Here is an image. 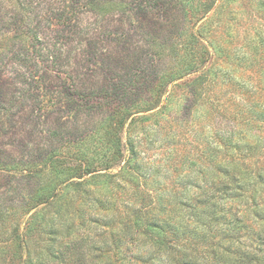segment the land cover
Returning <instances> with one entry per match:
<instances>
[{
    "label": "rangeland",
    "instance_id": "rangeland-1",
    "mask_svg": "<svg viewBox=\"0 0 264 264\" xmlns=\"http://www.w3.org/2000/svg\"><path fill=\"white\" fill-rule=\"evenodd\" d=\"M52 1L33 3L43 12ZM111 1L98 8L100 13L80 15L77 30L92 40L90 47L84 40L88 50L108 58L123 49L132 57L150 48L168 53L171 44L176 46L149 39L153 31L166 35L158 31L160 18L123 13L122 0ZM207 17L218 24L217 37L230 51L248 57L241 66L233 62L232 81L198 87L195 94L185 80L168 85L161 103L146 113L149 119L128 120L124 157L108 168L96 162L92 173L60 183L54 173L36 178L35 167L25 162L0 167V264H60L68 241L88 264H251L253 253L262 256L263 240L253 234L264 230V206L255 213L229 194L216 192L210 198L207 193L223 174L220 165L229 171L240 168L245 175L264 168V121H251L248 110L253 103L264 104V0H216ZM76 41L69 45L71 52L79 49ZM19 68L0 66V156L17 160L44 148L52 140L50 129L67 115L44 105L40 83L29 87ZM85 71L86 80L105 79L92 75L88 65ZM64 131L76 133L70 124ZM75 164L80 162L67 159L64 167ZM46 182L54 197L35 207L34 194ZM171 216L186 234L166 230L167 242L154 244L157 236L147 227H159ZM218 216L227 219L216 221Z\"/></svg>",
    "mask_w": 264,
    "mask_h": 264
},
{
    "label": "trees",
    "instance_id": "trees-1",
    "mask_svg": "<svg viewBox=\"0 0 264 264\" xmlns=\"http://www.w3.org/2000/svg\"><path fill=\"white\" fill-rule=\"evenodd\" d=\"M33 2L0 0V66L20 67L21 78L30 82L29 87L32 82L40 83V101L52 106L53 112L67 115H60L50 129L52 140H48L44 148L21 160L0 156V167L14 168L25 162L35 167L31 171L36 178L48 172L57 175L60 183H66L71 177L95 171L92 165L96 162L105 168L112 166L124 157L126 141L122 134L128 120L149 119L151 115L146 113L161 103L168 85L185 80L192 94L198 87L215 88L220 81L234 79L237 68L231 69L234 61H237L235 66H241L239 63L248 58L230 51L229 46L217 37L214 24L215 27L218 24L210 17L206 18L216 0H122L119 6L123 13L130 11L146 20L160 18L158 31L163 30L166 35L161 38L158 32H149L152 42L160 46L175 42L176 46L171 44L168 53L162 48H150L132 57L127 56V50L120 49V54L108 58L95 50H88L92 40H86L85 33L77 28L82 27L79 23L82 13H100L106 4L113 5L111 0H54L43 12H38V4ZM200 20L202 22L197 27ZM74 40H77L79 49L71 52L69 45ZM84 40L88 41L86 46L89 47L83 46ZM259 41L263 43L262 38ZM164 57L170 60L167 67ZM87 65L92 75L101 73L105 79L86 80L89 74L85 71ZM69 67L72 71L67 69ZM259 106L262 109L257 108ZM248 110L251 121H264L263 103H253ZM137 113L143 114L136 116ZM69 124L76 129L73 135L64 134ZM129 151L131 158L134 157L133 146ZM72 158L80 165L64 167L66 160ZM233 169L224 170L220 165L219 171L223 174L216 182H211L207 197L215 198L216 192L221 197L229 194V198L245 201L258 213V209L264 206V168L247 175L242 174L240 168ZM71 171L74 176H69ZM50 187L48 182L39 186L33 197L37 201L35 207L54 197L50 194ZM173 218L171 216L159 227H147L157 236L154 244L167 242L168 238L163 235L166 230L184 237L186 231L174 225ZM215 219L227 218L218 216ZM263 231L253 235L262 239L264 244ZM72 242L68 241L65 250L60 252V264H88L71 251ZM249 262L264 264V251L262 256L253 253Z\"/></svg>",
    "mask_w": 264,
    "mask_h": 264
}]
</instances>
